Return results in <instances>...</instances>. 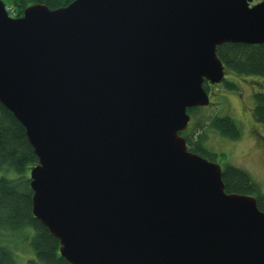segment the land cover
Listing matches in <instances>:
<instances>
[{"label": "water", "instance_id": "obj_1", "mask_svg": "<svg viewBox=\"0 0 264 264\" xmlns=\"http://www.w3.org/2000/svg\"><path fill=\"white\" fill-rule=\"evenodd\" d=\"M72 0L11 17L0 103L37 157L32 215L71 264H264V211L187 149L222 43L264 44V0Z\"/></svg>", "mask_w": 264, "mask_h": 264}, {"label": "trees", "instance_id": "obj_2", "mask_svg": "<svg viewBox=\"0 0 264 264\" xmlns=\"http://www.w3.org/2000/svg\"><path fill=\"white\" fill-rule=\"evenodd\" d=\"M72 0H8L12 17H20L25 7L32 3L45 4L50 9L66 6ZM216 56L229 71L240 76L264 77V44L222 43L216 46ZM225 76V74H224ZM233 89L232 83L227 82ZM252 118L264 125V92H253ZM200 107L187 109L193 114ZM213 130L221 137L236 140L240 129L228 115L215 114L194 119L188 129L179 131L187 149L209 161H221L224 155L205 147V135ZM37 163V157L29 144L23 126L14 115L0 103V171H11L13 177L0 176V264H17L14 252L1 237L15 236L27 242L34 257L24 264H71L59 253V241L32 215V191L27 173ZM227 193L250 194L256 198L257 207L264 211V196L259 185L248 173L236 166L225 164L221 175ZM4 231V233H3ZM19 241V242H20Z\"/></svg>", "mask_w": 264, "mask_h": 264}, {"label": "rangeland", "instance_id": "obj_3", "mask_svg": "<svg viewBox=\"0 0 264 264\" xmlns=\"http://www.w3.org/2000/svg\"><path fill=\"white\" fill-rule=\"evenodd\" d=\"M3 1L8 4V0ZM224 79L229 80L235 88H229L226 82L214 85V87L208 86L210 105L200 107L193 114H189L190 119L186 129L192 125L194 119L207 118L213 114L230 116L240 129L239 138L231 140L219 136L213 130H208L205 135V147L224 155L221 161L219 159L216 161L221 169L225 164H230L246 171L250 178L259 185L260 192L264 196V125L256 123L251 113L253 92H264V77L240 76L226 71ZM203 87L205 88L204 83ZM260 135L263 136L262 139ZM0 176L13 177L15 173L0 171ZM1 237L14 252L17 264H24L26 260L34 257V252L27 242L20 241L18 237L11 235L1 234Z\"/></svg>", "mask_w": 264, "mask_h": 264}, {"label": "flooded vegetation", "instance_id": "obj_4", "mask_svg": "<svg viewBox=\"0 0 264 264\" xmlns=\"http://www.w3.org/2000/svg\"><path fill=\"white\" fill-rule=\"evenodd\" d=\"M260 1H261V0H260ZM257 2H259V0H257V1H254V0H253L251 4H253V3H257ZM222 82H226V83H227V82H229V80H227V79H226V80L223 79L221 82H219V83H217V84H210V83H208V82H206V81L204 82V85H205V88H204V89H205L206 92L208 93L209 101H210V93H209V91L207 90L208 86H210V87H211V86L214 87V85H219V84L222 83ZM213 92H214V91H213ZM209 105H210V104H209ZM182 136H183V135H182ZM260 136H261L260 139H262L263 136H262V135H260Z\"/></svg>", "mask_w": 264, "mask_h": 264}, {"label": "built area", "instance_id": "obj_5", "mask_svg": "<svg viewBox=\"0 0 264 264\" xmlns=\"http://www.w3.org/2000/svg\"><path fill=\"white\" fill-rule=\"evenodd\" d=\"M5 9H6V11L11 15V12H12V6L10 5V3L5 4Z\"/></svg>", "mask_w": 264, "mask_h": 264}]
</instances>
